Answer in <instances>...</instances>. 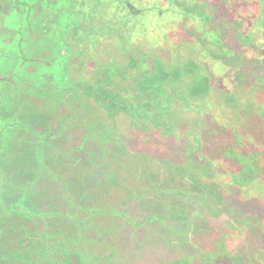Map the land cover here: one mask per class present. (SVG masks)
Listing matches in <instances>:
<instances>
[{"label":"flooded vegetation","instance_id":"af4514ba","mask_svg":"<svg viewBox=\"0 0 264 264\" xmlns=\"http://www.w3.org/2000/svg\"><path fill=\"white\" fill-rule=\"evenodd\" d=\"M236 4L233 13L219 0H0V264H70L75 250L85 264H119L108 219L145 231L137 254L148 264H263L264 234L243 225L264 219V197L219 185L192 161L187 138L231 137L205 151L227 160L240 184L264 172L263 155L218 124L264 144V62L229 37L211 52L198 33L258 32L264 43L263 7ZM203 51L225 70L243 61L233 86L216 84ZM253 79L261 111L235 100ZM208 98L217 117L197 113ZM133 104L168 133L134 118Z\"/></svg>","mask_w":264,"mask_h":264},{"label":"rangeland","instance_id":"374dc122","mask_svg":"<svg viewBox=\"0 0 264 264\" xmlns=\"http://www.w3.org/2000/svg\"><path fill=\"white\" fill-rule=\"evenodd\" d=\"M231 1L232 0L230 1L229 0H219V2H224L225 5L227 4V6L230 7L229 9L230 11H233V13H236L238 10H240L238 7V4H236V0H233V6H232L230 4ZM240 1L244 2V0H240ZM254 2L258 4L260 7L262 6L264 9V0H254ZM247 12L250 13V10H248ZM219 13H221L220 10L216 13L214 18H216L217 16H221ZM233 13H229L228 19L232 17ZM250 14H254V12H251ZM252 16L253 15H248L247 20L254 19L253 18L254 16L253 17ZM243 20H245V18H243ZM198 33L201 36V39L205 41L206 46L208 47L209 50H211V52H215V49L213 48V46L216 45V46L222 47L223 44L227 43V39L229 37L236 41L235 44L239 47L238 49L242 53L245 54L247 53L246 51H250L249 53H247L248 55H252L253 57H256L255 59L259 60V62L261 61L264 62V49L262 50V53H261V48H260L261 44L264 45V43L261 42L260 44H258L259 42L258 35H260V33L258 32H249V33L248 32H243V33L228 32L226 37H223V38H220L216 32H212L208 30H200L198 31ZM254 33L257 34V37H254L253 35V36L246 38L248 34L251 35ZM149 36H150L151 41H155L157 39L155 36H151L150 33H149ZM255 39H257V41H254ZM172 44H173L172 40H169V41L167 40L166 45L169 48L172 47ZM257 45H260L259 48ZM258 51H260V53H258ZM243 56H246V55H243ZM201 58L202 60H205L207 63H209L211 68L214 70V72L217 75L216 84H218L221 87L233 86L234 82L236 81L237 75H239L244 69L243 61H241L237 66L233 68L228 67L225 70V68L222 67L218 62L212 61L210 59V54L207 51H203L201 53ZM222 71H224L223 74H221ZM260 86L261 84L259 80L253 79L251 81V84L247 86L248 90L246 91V93H247V96L249 95V97L243 96L235 100L239 103V105L242 108H245V109L250 108L252 105L258 104L257 107H259V111H261V103L259 104L257 101H253V98L249 94V93H253V94L257 93L260 90ZM107 98L111 102H114L116 100L113 95H110ZM179 98H181V96ZM116 102L118 103V100H116ZM188 107H191L193 109V107L195 108L197 106L189 105ZM197 109H198L197 113H199L200 115H205V116L208 115V117L218 116V108L215 106V104L212 103V101L209 98L205 100L203 103H201L200 105H198ZM128 110L131 112V115L134 118H142L146 122H148V124H150L152 127L155 126V128L157 127L160 128L159 125H161V123L158 122L159 117L154 116L155 115L154 113L147 111L144 108V105L133 104V106L128 108ZM158 110L161 111L160 114H162L164 112V106L160 105V107H158ZM218 124L228 134L234 135L235 140L234 139L233 140L236 142L238 141V143L240 142L239 144L241 145V147H244L245 150L250 151L251 153L260 154V156L262 154L264 157V144L257 141L256 138H252L250 135H248L247 131L244 130L245 131L244 132L240 126L233 124V123H218ZM157 130L163 132L162 134H164V132L165 134L168 133L166 127L164 126ZM187 138L191 140L195 148V152L191 155L192 161L199 162L201 164L203 163L204 165L208 166L212 170V172L216 175V179H217L216 181L219 185H221L222 187H229L233 189L243 199L248 198L251 195L256 196V198L264 197V172H261L260 174L258 173V175L254 178V180L249 181L244 184H240L236 178V174L233 171V168H232L233 166L230 165L227 160L222 158V156H217V155L216 157L211 158L212 156H210L209 153L207 154V151H205L207 149L206 147H214L217 149L218 147L220 148V146H222V144H220L221 141H224L225 139L230 140L231 137H228V138L218 137L212 140L211 139L210 140L197 139L194 136H188ZM175 139L177 140L179 138L175 137ZM130 147L132 149V146ZM263 164H264V159H263ZM261 200L264 201V198H262ZM153 205L154 204H151V206ZM250 208H251L250 210L251 212L256 211L258 213V208H253V207H250ZM107 221L108 222L105 225L109 227L106 228L108 230L106 231L108 233L110 232V234H112L111 232H114L115 234H112V235L109 234L106 240H107V243H109V245H111L113 241L116 242V246L118 247L116 253L118 252L117 254L120 258L119 264H148V259L145 260V257H144L147 253H142L140 255L137 254L138 253L137 250L139 248H141V252L146 251L145 246L140 243L143 241V238H145L146 236L145 231L143 229H139V230L133 229L132 226L130 228L127 226L121 227L122 223L120 222L118 223V221L114 219H108ZM103 226L100 225L99 227H103ZM243 227H245L248 230L258 229L259 231H261L262 234H264V219H261V220L247 219ZM243 231L244 230L239 231L238 233L236 232L231 233V234H228V236L236 240L241 239L245 235V232ZM101 239L104 240L103 238ZM101 239L99 240L96 239L94 243L95 247L98 249L103 248V245L100 243ZM160 239H158L157 237L155 243L157 242V240H160ZM92 242L94 241L89 242L90 244L89 246L91 247L94 246ZM260 251L262 255V258H261L262 263L264 264V245L261 246Z\"/></svg>","mask_w":264,"mask_h":264},{"label":"trees","instance_id":"16d2710c","mask_svg":"<svg viewBox=\"0 0 264 264\" xmlns=\"http://www.w3.org/2000/svg\"><path fill=\"white\" fill-rule=\"evenodd\" d=\"M69 259H70V264H85L86 261L88 260V258L83 256V254L80 251H76V250L69 255ZM94 260L97 262L98 258H95Z\"/></svg>","mask_w":264,"mask_h":264}]
</instances>
